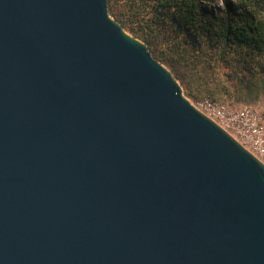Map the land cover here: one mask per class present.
Listing matches in <instances>:
<instances>
[{"label":"water","instance_id":"obj_1","mask_svg":"<svg viewBox=\"0 0 264 264\" xmlns=\"http://www.w3.org/2000/svg\"><path fill=\"white\" fill-rule=\"evenodd\" d=\"M108 0H0V264H264V166Z\"/></svg>","mask_w":264,"mask_h":264},{"label":"trees","instance_id":"obj_2","mask_svg":"<svg viewBox=\"0 0 264 264\" xmlns=\"http://www.w3.org/2000/svg\"><path fill=\"white\" fill-rule=\"evenodd\" d=\"M209 2L211 0H208ZM224 9H207L200 0H108V11L121 26L142 38L149 51L164 44L167 53H181L189 66V55L204 63H223L227 55L240 73L246 96L264 95V11L261 0H221ZM172 23V25L169 24ZM128 25V24H127ZM191 52H194L193 55ZM152 55V54H151ZM153 57V56H152ZM157 60V57H153ZM237 73V74H238ZM249 75L248 79H244Z\"/></svg>","mask_w":264,"mask_h":264},{"label":"rangeland","instance_id":"obj_3","mask_svg":"<svg viewBox=\"0 0 264 264\" xmlns=\"http://www.w3.org/2000/svg\"><path fill=\"white\" fill-rule=\"evenodd\" d=\"M200 2L212 11L224 9L221 0H211L210 2L208 0H200ZM258 3H262V11H264V0ZM232 4L235 8L237 7L236 1L233 0ZM112 18L114 19V17ZM118 23L121 25L123 23L122 19ZM127 24L125 23V26L122 27L123 30L131 37L145 44L142 38L136 36L129 29L130 25L135 26V24ZM178 42L176 39L172 40L171 43L164 44L160 48H152L150 53L153 57H157V61L171 73L180 86L183 96L190 104H196V102L203 99H211L226 104L232 110L240 107H250L264 119V95L259 92L255 98L251 94L246 96L247 90L240 85V73L236 70L237 68L233 67L235 65L233 59H237L238 56L227 55L223 63L210 62L205 64L198 54L196 56L189 55L187 61L190 62L192 59L193 62L188 66L185 59L181 58L180 51L173 54L165 51L166 47H171L172 43ZM191 53L195 55L194 52ZM248 77L249 75H246L243 78L247 80Z\"/></svg>","mask_w":264,"mask_h":264},{"label":"built area","instance_id":"obj_4","mask_svg":"<svg viewBox=\"0 0 264 264\" xmlns=\"http://www.w3.org/2000/svg\"><path fill=\"white\" fill-rule=\"evenodd\" d=\"M192 106L216 123L264 166V119L258 112L250 107L232 110L226 104L211 99L200 100Z\"/></svg>","mask_w":264,"mask_h":264}]
</instances>
